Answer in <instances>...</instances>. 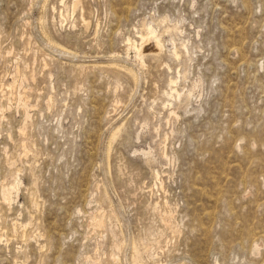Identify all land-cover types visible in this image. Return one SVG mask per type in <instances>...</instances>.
Here are the masks:
<instances>
[{
    "label": "rangeland",
    "instance_id": "1",
    "mask_svg": "<svg viewBox=\"0 0 264 264\" xmlns=\"http://www.w3.org/2000/svg\"><path fill=\"white\" fill-rule=\"evenodd\" d=\"M0 264H264V0H0Z\"/></svg>",
    "mask_w": 264,
    "mask_h": 264
},
{
    "label": "bare ground",
    "instance_id": "2",
    "mask_svg": "<svg viewBox=\"0 0 264 264\" xmlns=\"http://www.w3.org/2000/svg\"><path fill=\"white\" fill-rule=\"evenodd\" d=\"M142 42L138 44L132 38H128V45L129 48H134L135 56L137 58V62L139 65L144 64V56L150 52H161L164 47V42L162 40V34H160L157 28L152 23H147L144 25V31L139 32ZM145 42V44L143 43ZM174 55L179 58L180 52L176 46L173 47ZM180 78H171L170 79V91L167 94L171 96H176L177 98H181L182 94L180 91L177 90L175 84H177L178 79ZM172 112V110H171ZM18 186V183L15 184L11 189H6L4 191V199L5 200H12L14 198L13 191ZM18 225L17 222L14 223V226Z\"/></svg>",
    "mask_w": 264,
    "mask_h": 264
}]
</instances>
